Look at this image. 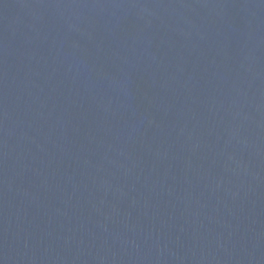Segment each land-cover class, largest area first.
I'll use <instances>...</instances> for the list:
<instances>
[{"label":"water","instance_id":"obj_1","mask_svg":"<svg viewBox=\"0 0 264 264\" xmlns=\"http://www.w3.org/2000/svg\"><path fill=\"white\" fill-rule=\"evenodd\" d=\"M0 264H264V0H0Z\"/></svg>","mask_w":264,"mask_h":264}]
</instances>
